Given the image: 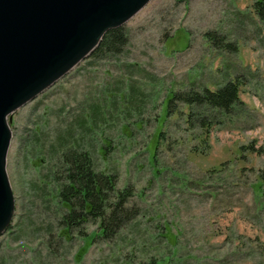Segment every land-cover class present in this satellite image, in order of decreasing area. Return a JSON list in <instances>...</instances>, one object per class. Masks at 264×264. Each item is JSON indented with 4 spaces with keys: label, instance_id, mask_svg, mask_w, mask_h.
<instances>
[{
    "label": "rangeland",
    "instance_id": "1",
    "mask_svg": "<svg viewBox=\"0 0 264 264\" xmlns=\"http://www.w3.org/2000/svg\"><path fill=\"white\" fill-rule=\"evenodd\" d=\"M253 1L150 0L121 26L119 54L87 57L9 116L13 213L0 264H264V27ZM232 79L239 103L204 114L207 137L202 114L189 125L178 101L167 112L172 93ZM68 148L132 189L137 214L107 240L94 221L84 236L58 223Z\"/></svg>",
    "mask_w": 264,
    "mask_h": 264
},
{
    "label": "water",
    "instance_id": "2",
    "mask_svg": "<svg viewBox=\"0 0 264 264\" xmlns=\"http://www.w3.org/2000/svg\"><path fill=\"white\" fill-rule=\"evenodd\" d=\"M150 0H0V234L13 213L9 116L89 57Z\"/></svg>",
    "mask_w": 264,
    "mask_h": 264
},
{
    "label": "trees",
    "instance_id": "3",
    "mask_svg": "<svg viewBox=\"0 0 264 264\" xmlns=\"http://www.w3.org/2000/svg\"><path fill=\"white\" fill-rule=\"evenodd\" d=\"M250 7L264 27V0H254ZM203 38L215 48H230V44L224 43L223 37H217L212 32L204 33ZM125 44L126 36L121 27L109 30L89 57L98 59L115 56ZM238 93L239 83L236 79L227 80L215 90L204 88L200 92L188 90L172 93L166 108L168 112L171 103L178 101L187 109L185 122L189 125L194 117H198V113L202 114L197 122L199 135L205 138L213 123L209 118L205 119L204 114H228L239 103ZM58 153L59 174L58 171L56 174L61 175V178L55 179L56 199L63 207L58 218L59 225L66 232L76 230L79 235L84 236L79 227L91 220L97 223L96 236L109 239L126 221L137 214V209L128 205L132 196L131 187L116 188L115 175L95 170L86 151L68 148Z\"/></svg>",
    "mask_w": 264,
    "mask_h": 264
}]
</instances>
